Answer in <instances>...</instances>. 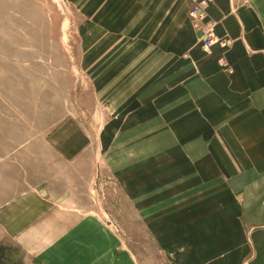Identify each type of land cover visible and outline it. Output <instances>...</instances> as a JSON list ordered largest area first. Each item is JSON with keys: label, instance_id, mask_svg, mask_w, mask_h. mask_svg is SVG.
Wrapping results in <instances>:
<instances>
[{"label": "rangeland", "instance_id": "1", "mask_svg": "<svg viewBox=\"0 0 264 264\" xmlns=\"http://www.w3.org/2000/svg\"><path fill=\"white\" fill-rule=\"evenodd\" d=\"M167 2L159 7L172 8ZM103 5L102 0H0V172L5 186L21 177L24 190L33 191L15 209L24 230L0 246V264H183L186 259L182 245L188 239L182 237L189 228L183 232L182 226L154 222L171 209L156 213L159 196L147 190L151 175H142L147 189L135 193L134 178L125 180L108 160L111 145L118 152L120 121L130 109L119 112V104H135L142 91L125 102L124 85L136 83L132 63L141 52L117 48L125 34L89 33L88 7L103 10ZM116 6L124 16L140 8L134 0L111 2ZM109 19L92 18L96 25ZM166 35V29L160 32L164 40ZM118 58L129 64H118ZM126 67L122 78L127 79L120 80L118 72ZM131 174L136 176L135 170ZM248 228L255 242L264 240L263 229Z\"/></svg>", "mask_w": 264, "mask_h": 264}, {"label": "crops", "instance_id": "2", "mask_svg": "<svg viewBox=\"0 0 264 264\" xmlns=\"http://www.w3.org/2000/svg\"><path fill=\"white\" fill-rule=\"evenodd\" d=\"M102 1L103 10L88 7L89 33L125 34L117 48L141 52L132 63L136 83L124 85L125 102L142 91L135 104H119V112L130 109L108 160L125 180L134 178L135 193L147 189L144 176L151 175L156 213L171 209L155 224L189 228L183 264H264V240L247 233L248 226L264 231V0H210L205 21L228 44L208 49L189 16L195 0H167L168 9L159 7L166 0H134L140 8L125 16L111 7L122 0ZM96 16L110 23L96 25ZM127 71L118 78L126 80ZM3 177L0 246L24 230L15 209L33 194L24 190L26 179L8 187Z\"/></svg>", "mask_w": 264, "mask_h": 264}, {"label": "built area", "instance_id": "3", "mask_svg": "<svg viewBox=\"0 0 264 264\" xmlns=\"http://www.w3.org/2000/svg\"><path fill=\"white\" fill-rule=\"evenodd\" d=\"M210 0H195V4L189 11V16L192 24L195 28L201 32L202 47L208 49L213 43L218 42L222 47H226L228 44L227 40H223L217 37L214 31V22L205 21L207 17L206 7ZM219 63L224 62V58L218 59Z\"/></svg>", "mask_w": 264, "mask_h": 264}]
</instances>
